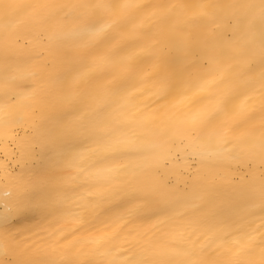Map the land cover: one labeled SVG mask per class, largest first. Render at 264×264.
Listing matches in <instances>:
<instances>
[{"label":"snow or ice","instance_id":"obj_1","mask_svg":"<svg viewBox=\"0 0 264 264\" xmlns=\"http://www.w3.org/2000/svg\"><path fill=\"white\" fill-rule=\"evenodd\" d=\"M11 7L27 11L0 26L8 37L0 65V145L6 155L12 154L9 144L17 145L24 163L39 148L54 171L29 175V195L15 202L0 201V264H257L251 259L256 248L261 253L259 264H264V124L259 135H236L232 113L237 109L229 108L243 95L238 114L251 118L245 103L258 95L264 112V0L156 5L133 0H44ZM149 7L154 9L155 24L140 34L141 62L150 64L152 71L141 74L136 65L127 63L128 75L106 89L104 99L94 106L89 103L96 99L94 87L74 94L72 88L82 77L74 74L70 61L51 54L67 57L83 49L94 56V64L118 56L122 62L131 61V56H121L123 47L104 55L96 54L97 49L108 43L112 18L126 23ZM61 16L76 26L66 31L54 25ZM17 50L25 55L23 60ZM32 55L39 59L32 61ZM241 61L245 70L237 72ZM28 81L30 97L59 93L55 115L32 119L35 109L20 103L22 93L17 90ZM145 94L151 101L145 109L158 104L166 118L152 130V141L136 143L111 114L115 106L126 107L130 99ZM132 125L145 127L135 116L126 126ZM20 127L25 128L23 137L17 132ZM91 145L103 146L102 158H95ZM86 152L91 153L87 159ZM71 169L77 170L76 177L68 175ZM94 175L114 176L129 203L163 204V214L181 222V230L171 234L180 244L133 251L110 246L101 236L90 241L89 258H82L73 252L76 242L69 241L74 233L52 228L41 241V258L27 249L20 252L13 217L33 209L83 224L73 208L86 202L81 189L94 186L89 183ZM79 177L85 182L76 183ZM91 195L89 191L87 196ZM225 203L230 212L222 217L217 209ZM128 214L134 218L137 213ZM211 254L215 258L209 260Z\"/></svg>","mask_w":264,"mask_h":264},{"label":"bare ground","instance_id":"obj_2","mask_svg":"<svg viewBox=\"0 0 264 264\" xmlns=\"http://www.w3.org/2000/svg\"><path fill=\"white\" fill-rule=\"evenodd\" d=\"M44 2V0H0V26L9 24L14 21L17 16L27 9H17L11 7L16 4H28ZM51 3H65L71 0H48ZM144 5H156L160 3L178 4L191 2V0H133ZM197 2L214 3L217 0H197ZM225 3L232 0H223ZM153 8H145L135 14L129 22H123L117 18H112L114 26L108 33V43L101 44L97 49L98 55H104L108 51L116 47H123L125 51L121 56H131V61H123L121 57H115L111 61L102 65L94 64V56L86 55L85 50L72 51L64 57L60 53H52L51 55L59 56L62 59L70 61L75 67V73L79 74L82 79L78 84L74 85L72 92L74 94L91 91L96 89L94 95L95 100H90L93 106L100 102L106 95V89L119 85L121 81L128 75L125 70L127 63H132L141 69V74L150 73L152 67L150 64L142 63L141 46L143 40L141 32L147 31L155 24L154 18L151 17ZM54 25H61L64 30H72L76 25L71 21H65L63 17H57L53 21ZM230 35V34H229ZM7 33L0 27V65L3 64L5 56V43L7 41ZM19 52V50H17ZM45 55H49L46 53ZM13 58H16L15 56ZM19 58L23 60L25 55L19 52ZM39 59L36 55H32L31 60ZM237 72H243L245 66L243 61L237 66ZM32 84L30 81L19 84L18 91L22 93L20 103L31 104L35 109L32 116L33 120H39L41 116L55 115L60 107V101L57 99L59 93H38L35 98L28 96ZM136 93L134 92V95ZM251 95V94H249ZM245 102V96H240L234 104L230 105V110L237 109L232 113V119L238 127H236V135L244 133H252L259 135L262 124H264V112L260 110V99L258 95H251L245 103V108L251 118L245 119L238 114V107ZM151 101L147 94L137 96L136 99H130L126 107L119 105L114 107L111 114L112 121L120 126L124 135L135 140L136 143L149 142L154 139L151 135L152 130L156 129L163 119H165L164 110L158 104H151V107L145 109V105ZM135 105L136 107H133ZM143 120L145 127L139 128L135 125L126 126L133 117ZM31 121H29V124ZM26 125L25 127H27ZM24 127L17 129L20 137L24 136ZM90 148L95 152V158H102L104 155L103 146L91 145ZM6 155L3 145H0V201L8 199L15 202L18 198L29 195V185L27 179L29 175L51 173L54 171L52 165L43 155H40V149H36V155L31 160L24 163L20 160L17 153V145L9 144ZM90 152L85 153L87 159ZM121 163H129L121 161ZM110 166V165H109ZM11 173V176H7ZM95 172V170H93ZM68 175L77 176V170L71 169ZM23 179H18V177ZM76 183H84V177H79ZM93 187L86 186L81 189V195L87 197L86 202L81 201L80 207L73 208L77 216L83 219V224L77 223L70 216L58 218L49 215L47 211H39L27 209L21 211L13 217L14 223L12 232L16 235L18 250L20 252L26 249L36 258H41L43 254V245L41 241L46 240L48 232L52 228L63 229L65 234L69 235V241H75L76 246L73 252H79L82 258H89L93 251V245L90 241L104 236L110 241V246L116 248H132L133 251H139L143 247L157 244H180L177 239L173 241L172 233H178L180 221H173L163 214V204H146L138 206L136 203H129V197L125 192L118 191L120 184L117 179L107 175H94L89 181ZM134 187V186H132ZM131 190V189H129ZM91 196H87L88 192ZM226 195V194H225ZM136 210V216L130 217L129 211ZM218 213L222 217H227L230 209L225 203L218 207ZM122 218V219H121ZM79 229V231H76ZM115 237V239H113ZM65 243H68L67 241ZM201 243L203 241L201 240ZM199 247V245H197ZM215 254L208 256V259H214ZM251 259L259 264L261 259L260 249L256 248Z\"/></svg>","mask_w":264,"mask_h":264}]
</instances>
